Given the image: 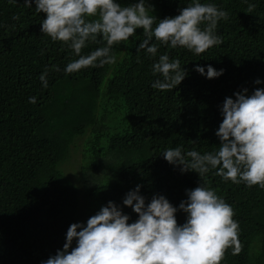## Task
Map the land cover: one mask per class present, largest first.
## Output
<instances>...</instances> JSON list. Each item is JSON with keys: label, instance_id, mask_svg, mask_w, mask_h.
<instances>
[{"label": "trees", "instance_id": "obj_1", "mask_svg": "<svg viewBox=\"0 0 264 264\" xmlns=\"http://www.w3.org/2000/svg\"><path fill=\"white\" fill-rule=\"evenodd\" d=\"M189 2L149 0L155 9L149 15L158 22ZM202 2L229 13L217 28L222 45L201 55L161 45L151 58L137 52L145 39L138 29L133 44L113 47L116 64L65 74L78 57L41 32L43 14L24 0H0V264H42L62 249L71 224L86 222L108 201L134 221L122 200L138 184L146 202L164 195L178 206L185 190L200 183L233 207L240 224L242 250L233 255L228 249L221 264H264V189L225 182L214 170L201 178L182 174L161 155L176 146L202 154L216 150L225 97L264 87L254 84L264 80V0ZM100 46L90 43L82 54ZM165 53L188 75L177 88L159 91L151 83L163 77L153 76L151 66ZM197 64L224 74L206 79L193 71ZM177 221H185L183 213Z\"/></svg>", "mask_w": 264, "mask_h": 264}, {"label": "clouds", "instance_id": "obj_2", "mask_svg": "<svg viewBox=\"0 0 264 264\" xmlns=\"http://www.w3.org/2000/svg\"><path fill=\"white\" fill-rule=\"evenodd\" d=\"M24 4L28 8L34 4L36 14H43V34L67 44L78 57L65 66V74L116 64L113 47L133 44L138 29L145 39L137 52L143 49L151 58L157 57L161 45L201 55L223 44L217 28L221 20L229 18L228 11L202 0H190L176 15L158 22L149 15L155 12L149 0L127 5L120 0H24ZM13 19L19 20V16ZM101 42L103 46L82 54L90 43ZM151 68L153 76L163 77L151 83L159 91L177 88L188 75L180 60L170 59L166 53ZM193 71L209 80L224 74V69L210 64H197ZM46 77L47 72L40 76L45 88ZM254 84H264V80L257 78ZM29 103H36V98L29 97ZM219 113L222 120L214 133L219 141L216 150L202 154L176 146L161 155L182 174L195 172L201 178L214 170L225 182L264 189V87L251 94L243 88L225 97ZM141 187L136 185L122 200L136 214L134 221L120 205L108 201L86 222L71 224L62 249L42 264H221L228 249L233 255L242 250L235 210L211 187L200 183L186 189V199L178 206L164 195H153L146 202ZM177 213L185 216L182 224Z\"/></svg>", "mask_w": 264, "mask_h": 264}, {"label": "rangeland", "instance_id": "obj_3", "mask_svg": "<svg viewBox=\"0 0 264 264\" xmlns=\"http://www.w3.org/2000/svg\"><path fill=\"white\" fill-rule=\"evenodd\" d=\"M99 177H101V175H100ZM79 195H80V197H82L83 193L81 192ZM144 196H145V194H144ZM63 198H64V201H65V202H67V199H66V197H65V196H63ZM85 204H86V203H85V202H83L81 206H84Z\"/></svg>", "mask_w": 264, "mask_h": 264}]
</instances>
